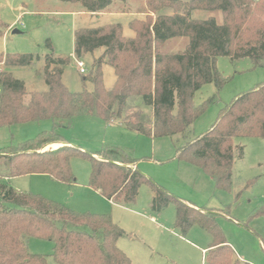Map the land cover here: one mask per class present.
Here are the masks:
<instances>
[{"label": "trees", "instance_id": "16d2710c", "mask_svg": "<svg viewBox=\"0 0 264 264\" xmlns=\"http://www.w3.org/2000/svg\"><path fill=\"white\" fill-rule=\"evenodd\" d=\"M38 1V0H37ZM79 4L86 13H102L129 0H60ZM150 14L165 9L154 21L132 22L133 38L124 36L121 24L84 28L75 32V57L82 59L103 50L94 59L84 83L93 90L73 93L63 83L69 58L45 57V92L27 91L23 81L7 71L30 67L39 56H0V129L44 121L52 130L38 138L7 148L0 154V264H47L43 255L30 253L25 239L37 238L53 244L56 264H133L118 247L126 232L110 215L77 213L41 195L15 190L8 182L28 175H48L65 184H73L72 160L91 163L89 186L108 201L136 203L143 185L153 193V213L176 206L174 227L186 236L199 226L212 238L207 264H248L234 261L218 218L222 211L197 208L156 185L138 169L140 160L119 148H104L92 155L71 146L58 131L70 128L79 117H93L107 126L117 125L150 139L184 135L205 112L228 83L219 71V58L232 62L249 59L254 67H264V3L259 0H190V11H219L223 22L214 17L192 19L182 14L181 0H144ZM123 14L130 13L126 9ZM0 27L2 22L0 20ZM187 38L188 45L177 53H164L160 46ZM46 46L52 51L50 40ZM114 70L115 83L107 88L103 66ZM4 67L5 69L1 68ZM213 84L218 93L197 107L195 95L205 85ZM150 109L149 118L142 110ZM236 138L264 139V84L237 97L223 109L212 128L177 149L176 159L201 168L219 190H229L233 183ZM51 144L59 148H45ZM242 155L243 149H239ZM254 183V181L252 182ZM264 215L257 212L254 217Z\"/></svg>", "mask_w": 264, "mask_h": 264}, {"label": "rangeland", "instance_id": "374dc122", "mask_svg": "<svg viewBox=\"0 0 264 264\" xmlns=\"http://www.w3.org/2000/svg\"><path fill=\"white\" fill-rule=\"evenodd\" d=\"M264 3V0H259ZM190 0H181L182 14H189L195 20L214 17L223 22L219 11H190ZM123 5V4H122ZM117 4L106 15L92 16L83 11L79 4L63 3L60 0H0V56L31 54L41 59L30 67H13L6 70L14 78L25 83L27 91L45 92L48 87L44 79L45 57L69 58L65 67L63 83L70 92H81L84 88L93 90L83 77L90 74L93 61L103 50L82 59L75 57V32L84 28L104 27L121 24L125 37L135 36L129 23L154 21L158 15H171L174 10L165 9L150 14L144 0H129L126 5ZM130 12L123 14V10ZM134 15V16H133ZM130 23V24H131ZM18 30L19 34H13ZM52 44V51L46 46ZM187 38H176L160 46L164 53L183 51ZM76 60L85 63L86 73L81 74ZM220 73L228 83L218 93L213 84L205 85L195 95L197 107L215 96V102L195 121L184 134L171 138H150L139 136L119 126H107L93 117H79L70 128L58 131L71 146L95 155L104 148H119L131 157L140 160V171L156 185L172 195L194 204L205 211H222L218 223L235 252L252 264H264V139L236 138L233 183L229 190L217 189L214 181L204 171L176 159V152L190 140L208 132L216 123L220 112L237 97L264 84V67H254L249 59L232 62L221 57L217 63ZM2 69H5L1 66ZM104 83L111 88L115 83L114 70L103 67ZM144 118L151 111L141 103ZM52 130V122L30 123L0 129V154L7 148L38 138ZM242 148V155L239 149ZM55 149V147H54ZM72 172L76 177L73 184L60 183L48 175H28L8 180L17 191L33 193L54 201L64 207L83 214L110 215L126 235L120 239V248L134 264H207L203 253L212 241L211 236L199 226H194L186 236L174 227L176 206L171 204L157 214L151 210L154 193L148 185L139 191L136 203L113 205L89 186L91 163L73 159ZM4 168L0 160V172ZM254 181V183H252ZM155 217L157 222H152ZM30 253L43 255L47 264H56L52 257L53 244L37 238L25 239ZM234 261H240L236 254Z\"/></svg>", "mask_w": 264, "mask_h": 264}, {"label": "crops", "instance_id": "0c3cea01", "mask_svg": "<svg viewBox=\"0 0 264 264\" xmlns=\"http://www.w3.org/2000/svg\"><path fill=\"white\" fill-rule=\"evenodd\" d=\"M89 14H91L92 16H102V15H106L107 13H105V12H102V13H89ZM130 14V13H129ZM131 15V14H130ZM134 16V15H133ZM131 21H133V20H131ZM131 21H130V23H131ZM130 23H129V25H130ZM111 25H113V24H111ZM134 36H132V37H128V38H133ZM98 51V50H97ZM101 51V50H100ZM102 53H103V51H102ZM101 53V54H102ZM100 54V55H101ZM105 66H107V65H105ZM104 67V66H103ZM111 126H113V125H111ZM114 126H117V125H114ZM120 127V126H119ZM124 128V127H123ZM127 130V129H126ZM135 133V132H134ZM135 134H137V133H135ZM137 135H139V134H137ZM139 136H142V135H139ZM145 137V136H144ZM151 140H156V139H151ZM61 145H59V144H51V145H49V146H47L46 148H45V150H48V149H50V148H54L55 147V149L56 148H59ZM139 163H140V161L135 165V166H132V168L133 169H138L139 171H140V168H139ZM95 192H97V193H99L100 194V192L99 191H97V190H95ZM154 197V196H153ZM153 199V198H152ZM111 204H113V205H125V204H121V203H115V202H113V201H109ZM188 202V201H187ZM188 203H190V202H188ZM190 204H192V203H190ZM192 205H194V204H192ZM195 206V205H194ZM196 207V206H195ZM151 208V207H150ZM197 208H200V207H197ZM150 219H151V221L152 222H157V219L155 218V217H150ZM229 244V243H228ZM120 240H119V242H118V247L120 248ZM209 246H210V244H209ZM209 246H208V248L206 249V250H204L203 251V253L205 254H207V252H208V249H209ZM229 246L233 249V247L231 246V244H229ZM121 249V248H120ZM122 250V249H121ZM123 251V250H122ZM125 251V250H124ZM233 251L235 252V250L233 249ZM126 252V251H125ZM127 253V252H126ZM235 254H236V256H237V258L240 260V262H243V263H248V264H252V263H250V262H248V261H245V260H243V258L242 257H240L236 252H235ZM131 259V258H130ZM132 260V259H131ZM132 262H133V260H132ZM133 264H134V262H133Z\"/></svg>", "mask_w": 264, "mask_h": 264}, {"label": "built area", "instance_id": "2783aa9c", "mask_svg": "<svg viewBox=\"0 0 264 264\" xmlns=\"http://www.w3.org/2000/svg\"><path fill=\"white\" fill-rule=\"evenodd\" d=\"M77 68L81 74L86 73V66L85 63L81 60H76Z\"/></svg>", "mask_w": 264, "mask_h": 264}, {"label": "water", "instance_id": "95a60500", "mask_svg": "<svg viewBox=\"0 0 264 264\" xmlns=\"http://www.w3.org/2000/svg\"><path fill=\"white\" fill-rule=\"evenodd\" d=\"M20 32L18 30H14L13 34H19Z\"/></svg>", "mask_w": 264, "mask_h": 264}]
</instances>
